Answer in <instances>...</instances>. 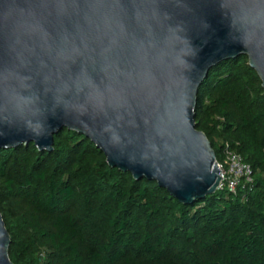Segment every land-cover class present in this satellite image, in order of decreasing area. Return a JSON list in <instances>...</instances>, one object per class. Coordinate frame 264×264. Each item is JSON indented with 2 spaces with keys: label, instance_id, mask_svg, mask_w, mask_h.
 Instances as JSON below:
<instances>
[{
  "label": "water",
  "instance_id": "1",
  "mask_svg": "<svg viewBox=\"0 0 264 264\" xmlns=\"http://www.w3.org/2000/svg\"><path fill=\"white\" fill-rule=\"evenodd\" d=\"M240 54L264 86V0H0V149L67 127L191 204L222 180L198 93ZM11 241L0 211V264Z\"/></svg>",
  "mask_w": 264,
  "mask_h": 264
},
{
  "label": "trees",
  "instance_id": "2",
  "mask_svg": "<svg viewBox=\"0 0 264 264\" xmlns=\"http://www.w3.org/2000/svg\"><path fill=\"white\" fill-rule=\"evenodd\" d=\"M197 128L221 160L229 141L253 185L191 204L157 181L112 167L88 137L64 127L52 151L0 149V211L15 264H264V86L246 54L213 66Z\"/></svg>",
  "mask_w": 264,
  "mask_h": 264
},
{
  "label": "built area",
  "instance_id": "3",
  "mask_svg": "<svg viewBox=\"0 0 264 264\" xmlns=\"http://www.w3.org/2000/svg\"><path fill=\"white\" fill-rule=\"evenodd\" d=\"M223 158H217L219 169L221 170L220 190H228L232 194H237L239 187L245 186L252 188L253 169L249 163L244 160L242 154L234 149L229 141L222 144Z\"/></svg>",
  "mask_w": 264,
  "mask_h": 264
},
{
  "label": "rangeland",
  "instance_id": "4",
  "mask_svg": "<svg viewBox=\"0 0 264 264\" xmlns=\"http://www.w3.org/2000/svg\"><path fill=\"white\" fill-rule=\"evenodd\" d=\"M222 159V158H221Z\"/></svg>",
  "mask_w": 264,
  "mask_h": 264
}]
</instances>
